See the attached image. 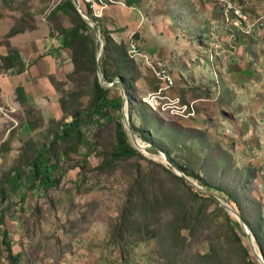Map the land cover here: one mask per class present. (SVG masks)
Here are the masks:
<instances>
[{"label":"rangeland","instance_id":"1","mask_svg":"<svg viewBox=\"0 0 264 264\" xmlns=\"http://www.w3.org/2000/svg\"><path fill=\"white\" fill-rule=\"evenodd\" d=\"M65 1L0 0V59L11 47L21 52L26 64L24 73L14 75L1 68L0 60V237L7 232L13 252L10 256L2 244L0 264H262L245 231L225 212L237 219L214 202H192L190 190L163 163L161 152L198 175L201 181L191 179L199 187L207 190L202 182L212 186L208 192L238 211L230 196L235 195L264 239V27L259 26L264 20L229 37L220 29L224 18L217 0H143L134 5L171 29L194 25L201 35L202 26L206 35L203 44L185 33L186 52L180 50L182 60L176 63L153 54H161L153 47L159 44L149 40L143 45L138 35L145 55L168 62L175 85L164 87L143 59L132 61L128 76L136 90L131 121L127 94L126 112L130 126L142 129L153 144L135 133L138 140L153 148L144 152L134 146L122 112L124 129L140 156L104 169L102 163L116 150V124L88 117L97 66L93 71L86 63L91 43L77 42L76 51L60 46L62 35L75 26L71 16L52 15ZM85 1L92 3L101 29L108 25L113 40L125 44V30L106 20L104 10L126 0ZM156 2L158 15L147 14ZM205 4L207 11L201 10ZM244 13L248 23L262 19L264 0H246ZM213 26L219 38L211 34ZM13 28L19 33L11 35ZM150 29L155 30L153 25ZM91 34L96 43L95 32ZM101 39L105 45L102 34ZM225 40L234 47L231 51ZM220 44L227 50L216 57L215 46ZM75 52L79 65L73 62ZM184 58L193 73L179 77L176 65L182 69ZM99 66L114 75L124 65L112 49L107 57L102 52ZM18 87L24 88L22 95ZM121 93L115 90L113 96ZM151 95L156 98L150 100ZM123 97L125 102V92ZM79 112L84 138L94 142L91 150L75 136L56 139L63 124ZM105 113L112 116L113 110ZM43 149L51 151L50 164L62 159L61 152H69L58 183L49 190L39 181L31 187L32 162Z\"/></svg>","mask_w":264,"mask_h":264},{"label":"trees","instance_id":"2","mask_svg":"<svg viewBox=\"0 0 264 264\" xmlns=\"http://www.w3.org/2000/svg\"><path fill=\"white\" fill-rule=\"evenodd\" d=\"M143 0H126V5L128 7H133L134 5H139L142 3ZM81 8L87 12V14L93 19V21L96 23L98 28L100 27V33L104 37L105 46H104V55L107 57L112 49H114V55L118 61H122L123 65L122 67L118 68L116 70V74L110 75L108 73L109 69L102 67V74L104 81L107 84H112L115 79L118 77L121 83H116L112 88H105L103 87L97 76L94 78V85H93V98L90 106V110L92 113L91 115H88V117L98 116L102 119H107L108 121H114L116 124V130H117V145L116 150L113 154H111V158L104 161L102 163V168L108 169L110 168L115 162L117 161H127L130 160L136 156H140V153L132 146V144L129 141L128 132L124 129V125L122 123V108L124 105V97L123 93L125 92L128 95L129 98V116L131 121V115H132V93L136 90V86L133 84L132 79L128 76V70L129 67L132 64V59L128 56L127 46L123 43H116L112 38V33L108 31L107 28L101 29V26L99 24V21L95 18L93 5L91 2H86L85 0H79ZM93 2H97L99 4V0H93ZM63 13L65 15L71 16L73 18L75 26L68 32L64 33L62 35V40L60 41L61 47L72 49L73 51H76V44L77 42L81 43H91L89 52L87 54V61L88 65L94 70H96V63H97V51H96V43L95 38L92 36L91 31H94L92 27H90L89 22L82 18V16L79 14L77 9L74 7L72 0H66L62 4H59L53 11L52 15H56L58 13ZM14 33H19L16 31L15 28L12 29L11 35ZM206 35V33H205ZM136 38L138 37L137 34H135ZM204 34L197 35L195 38H197L201 43L204 44V41L202 37ZM201 38V39H200ZM207 46V45H204ZM76 56L73 58V62L75 65H79L80 61ZM1 68L6 71H11L14 75L22 74L26 71V64L24 60L22 59L21 52L16 48H11L8 50L7 54L4 56H1ZM155 78V76H154ZM156 79V78H155ZM157 80V79H156ZM158 81V80H157ZM159 82V81H158ZM122 90V93L119 96L114 97L113 92L116 90ZM18 95H22L24 93V88H17ZM21 100H23V96H19ZM109 109L113 110V115L110 116L109 114L105 113L108 112ZM88 111V112H89ZM87 112V113H88ZM79 114V115H78ZM83 113H77L76 115H73V120L67 124H63L62 129L57 133L56 139L58 141H68L71 136H75L77 141L80 143V145L87 147L88 149H92L93 143L91 144V141L87 138H84V134L81 130L82 126V118L79 116H82ZM86 114V112H85ZM99 118V119H100ZM133 130L135 133H137L141 139L147 143L153 144L152 139L143 133V130L140 128H137L133 123L131 124ZM139 147L141 149L146 146L141 141H138ZM51 146H49L50 148ZM167 154L168 158L170 159L171 163L174 164L176 167H178L182 172H184L188 177L200 180L198 175L191 174V172H188L185 166L178 164L174 159H172L170 154L167 151H163ZM62 159L58 158L54 164H50L52 160L51 151L48 150H40L35 160L32 162V172H31V181L32 185L31 187H34L35 181H39V183L44 187V189L49 190L51 187L55 186L58 183V179L63 173L62 169V161L64 162L67 160L69 152H61ZM163 158V157H161ZM65 159V160H64ZM165 159V158H163ZM166 160V159H165ZM86 163V160H85ZM84 163V165H85ZM85 170L84 168H82ZM58 174V177L56 176ZM174 175V174H173ZM175 178L180 180L185 187H187L190 190L191 193V200L192 202L195 201H211L218 205V209L222 212L225 210L223 207H219V204L213 200L212 198L208 197L207 194L203 193L202 191L195 189L192 185H190L188 182H186L183 178L178 177L174 175ZM20 176L15 177V181L19 180ZM201 181V180H200ZM202 186L206 188L208 191H210L213 187L208 184H203ZM6 188L1 190V193L6 194ZM229 194V193H228ZM230 195V194H229ZM232 197V201L238 206V213L248 225L250 228L253 237L256 240V244L258 246V249L261 251V254L264 258V239L263 235L256 230V228L251 224L249 221L247 215L243 210H241L240 202H238V199L235 195H230ZM193 211L195 209L193 208ZM226 216L237 228H239L240 231H245L242 225L237 220H232L231 216L227 213ZM4 223V217L3 215H0V225H3ZM262 227V226H261ZM264 231V224L262 227ZM245 235V233L243 234ZM236 236V235H235ZM247 236V235H246ZM8 234L7 232H4L3 237L1 239L0 237V248L2 244L6 245L7 250L11 255H13L11 244L7 241ZM238 237V236H237ZM239 238V237H238ZM240 239V238H239ZM20 255L17 254L15 257H19ZM208 258V256H206ZM250 264H254L253 262H250Z\"/></svg>","mask_w":264,"mask_h":264},{"label":"crops","instance_id":"3","mask_svg":"<svg viewBox=\"0 0 264 264\" xmlns=\"http://www.w3.org/2000/svg\"><path fill=\"white\" fill-rule=\"evenodd\" d=\"M201 2L206 3V0H201ZM157 3L158 2H156L155 4H153V3L151 4L152 7L150 10H148L147 14L151 15L153 13L154 15H158L155 12ZM212 4H213V2H212ZM205 5L206 6H201V10H203V11L209 10L208 9L209 6H207V4H205ZM111 6L112 7H107L106 10H104V16H105L106 20L113 19V21L116 22V24L119 26V28H122L125 30L124 34L127 37L130 36L131 34L139 35V37H140L139 40H140V42L143 43V45L147 44L149 40H152V45L155 43L159 44V45H155L156 47L153 45V47H154V49L161 50V54H156V53H153V54L160 55L162 57L165 56L168 61H171V62L173 61V63L174 62L176 63V61H178V60H182L181 56H180L181 55L180 50H183V52H186L184 47L182 46L183 45V38L186 42L185 33H187V32L192 33L194 35V37H196L198 35V33L195 32L194 25L193 26L182 25V26H179L175 29H171L170 27H168V25H166V24L164 25V23L161 21L157 22L155 20L150 19V17L148 15H142L140 13V11L145 9V8L138 9V7H136V6L128 7L124 3L120 4V5H111ZM169 8H171V4H170ZM168 10H170V9H168ZM210 11H212V16L214 18L218 19V17H220L219 14L217 15L213 9ZM165 12H166V10H163V13H165ZM213 17H212V19H210V23L211 22L213 23L215 21L213 19ZM147 20H149L150 25H146ZM152 25H153L155 30L150 29L152 27ZM107 29H109L108 25H107ZM198 29H199L198 32H201V34L205 35L206 31L204 30V27L201 26V27H198ZM174 36L179 37V39H177L175 43L172 42V39ZM180 37H181V39H180ZM180 41H182V42H180ZM202 46L206 47L204 45H202ZM185 58H186V56H185ZM185 58L183 60L184 65H183L182 69L181 68L179 69L178 65H176L177 67H176L175 71H177V73L176 74L174 73V74L179 76V77H183V76L185 77V74L191 75V73H193L192 70H190ZM190 61L195 65L194 60H190ZM182 70H184V74L182 73ZM201 75H202V79H204L205 76L203 74H201ZM23 77H25V75ZM152 79L154 80V78H152ZM24 80H26V79L24 78Z\"/></svg>","mask_w":264,"mask_h":264},{"label":"built area","instance_id":"4","mask_svg":"<svg viewBox=\"0 0 264 264\" xmlns=\"http://www.w3.org/2000/svg\"><path fill=\"white\" fill-rule=\"evenodd\" d=\"M219 1V6L221 8V14L224 18V25L223 27H220V29H224L226 32L224 34H227L230 36L234 35L236 32L243 31L244 28L251 29L252 27H255L258 25L260 21L264 20V16L262 19H258L256 22H253L252 24L248 23L247 14L244 13V7L246 5V0H217ZM245 23H248L244 26ZM259 26L264 27L263 22H260ZM216 27L213 26V30L211 34L215 38H219L216 33ZM225 43H229L228 40L224 41ZM139 40L135 37V34H131L126 38L125 44L127 46L128 56L130 59L138 60L143 59L145 61V64L148 66L149 69L152 70V73L154 74L155 78L162 84L164 87L170 88L175 85V79L172 75V72L168 66V62L164 61L162 59H154L151 58L145 53L142 52L139 46ZM215 56L219 57L220 53L225 52V50H229L234 48L230 43L229 47L227 49H221L223 46L222 44L215 46ZM220 50V51H219ZM163 92V90H162ZM161 92V93H162ZM150 100L155 99L156 97L154 95L150 96ZM154 97V98H152Z\"/></svg>","mask_w":264,"mask_h":264},{"label":"water","instance_id":"5","mask_svg":"<svg viewBox=\"0 0 264 264\" xmlns=\"http://www.w3.org/2000/svg\"><path fill=\"white\" fill-rule=\"evenodd\" d=\"M72 3L74 5V7L77 9V11L79 12V14L82 16V18H84L85 20H87L89 22V25L93 28L95 34H96V51H97V73H98V78L100 81V84L105 87V88H110L113 87L116 83H121V80L119 78H117L112 84L105 85V81L101 72V68L99 66V51L102 52L104 51V43L101 39V33L100 30L98 28V26L96 25V23L93 21V19L87 14V12H85L81 6H80V2L79 0H72ZM101 43V45H100ZM128 105V99H127V95L125 93V102H124V106L122 109L123 112V116H124V124L125 127H127V130L130 132V137L131 140L133 141L134 146H136L137 148H139V144H138V138L135 135L134 130L131 128L130 124H129V120H128V111L126 110ZM127 111V112H126ZM148 148H153L151 145L150 146H144V152H146V150ZM161 154L164 155V157L166 158V162L168 163V165H170L173 168V171L176 175H178L179 177L183 178L186 182H188L190 185L194 186L196 189L203 191L204 193L207 194L208 197L212 198L213 200H215L220 206H222L223 208H225L231 215H233L237 221L242 225V227L245 230V233L247 235V238L252 246V251L254 252V254L256 255V257L258 258V260L264 264V258L263 255L260 253L258 254V252L256 251L254 244H253V239L250 233V229L248 227V225H246V223L244 222V220L242 219V217L239 215V213L229 204L224 203L221 199H219L218 197H216L214 194H212L211 192H208L207 190L203 189L202 187H199L196 183H194L192 181V179L190 177H188L184 172H182L178 167H176L174 164L171 163L170 159L166 157V155L161 152Z\"/></svg>","mask_w":264,"mask_h":264},{"label":"bare ground","instance_id":"6","mask_svg":"<svg viewBox=\"0 0 264 264\" xmlns=\"http://www.w3.org/2000/svg\"><path fill=\"white\" fill-rule=\"evenodd\" d=\"M99 56L101 57V51H99ZM139 148H140V147H139ZM140 149H141V148H140ZM142 150H143V149H142ZM142 150H141V151H142ZM161 157L165 158L163 154H161ZM163 158H161L162 161H163V163H165V164L168 165V163H167L166 160H165L166 158H165V159H163Z\"/></svg>","mask_w":264,"mask_h":264}]
</instances>
